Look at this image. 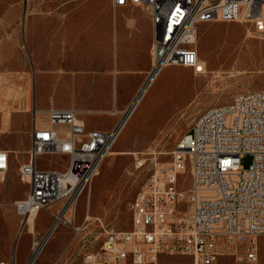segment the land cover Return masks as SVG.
<instances>
[{
  "label": "built area",
  "instance_id": "built-area-1",
  "mask_svg": "<svg viewBox=\"0 0 264 264\" xmlns=\"http://www.w3.org/2000/svg\"><path fill=\"white\" fill-rule=\"evenodd\" d=\"M111 1L114 6H141L149 16L151 68L110 129H88L74 108L55 107L51 101L45 110L33 109L28 160L18 164L28 191L13 203L27 228L29 215L35 217L52 205L61 203L52 212L53 221L74 212L124 122L165 66L205 73L196 49L200 24L240 22L264 33V0H210V7H203V0ZM38 115L45 117L46 125L36 121ZM133 153L135 166L143 167L147 153ZM44 154L66 155V167H38L37 157ZM245 155L251 157L246 167L241 164ZM9 161L8 152L0 149V174ZM181 175L189 184L181 183ZM130 212L128 229L106 230L96 247L90 240L83 242L77 249L80 264H160L163 256H186L191 264H216L223 256L231 257L233 264H264L258 241L264 237V89L236 94L230 102L202 112L178 140L170 160L154 163ZM52 223L39 240H33L25 264H33L41 252L39 246ZM72 227L76 234L84 228ZM0 264L9 263L0 259Z\"/></svg>",
  "mask_w": 264,
  "mask_h": 264
},
{
  "label": "rangeland",
  "instance_id": "rangeland-1",
  "mask_svg": "<svg viewBox=\"0 0 264 264\" xmlns=\"http://www.w3.org/2000/svg\"><path fill=\"white\" fill-rule=\"evenodd\" d=\"M107 1L80 0L78 6L93 16L103 14L112 24L116 18L122 17L125 9L109 10ZM71 4L69 0H0V108L3 102L7 103V99L20 96L21 91L29 88V95L28 92L24 93L29 97V104L25 109L20 104L19 112L33 113L34 108L48 106L53 98L58 106L82 109L79 110L80 115L91 126L116 119L117 116H111L110 110L114 105L118 107L121 102H128L129 98L123 90L129 88L115 85L117 73L112 74L109 84L100 88L101 91L112 92L107 104L93 106V102H97L93 99L100 98L101 94L91 93V99L87 101L85 91L80 87H71L69 80L75 75V66L85 68L87 63L73 61L69 46H66V52L63 51L61 61H42L45 63L42 72L51 74L61 72V63L64 72L58 75L60 81L54 84L52 80L44 88L38 86L39 33L53 35L51 29H39V23L74 20L75 16L70 15L74 11ZM22 22L30 25L29 44H25L21 35ZM57 47L60 52L64 46ZM196 49L200 59L206 62L205 73L194 74L190 68L178 65L165 66L159 72L154 81L156 84L150 85V93L140 101L123 135L118 134L110 149L117 151L116 154L107 155L103 160L99 166L100 174L93 176L78 198L74 212L67 211L54 237L44 242L33 264H80L77 249L83 242L90 240L96 247L106 230L128 229L130 204L136 192L149 177L154 163L161 165L170 160L176 143L196 118L212 106L230 102L236 94L264 89V33L254 32L252 27L240 22H205L198 26ZM96 53L103 58L110 57L113 68H116L117 45L112 31ZM138 57L140 61L146 62L145 54L139 52ZM54 63L57 64L56 68L49 67V64ZM95 71L101 72L102 69ZM50 77L55 79L54 75ZM113 95H122V99L114 100ZM34 96L36 104H31ZM85 107L88 112L84 110ZM3 109L0 110V116H4L5 124L6 108ZM106 113L109 114L108 119L106 115L103 116ZM37 117L40 122L46 120L43 115ZM7 130L10 127L0 126V146L8 142ZM137 151L147 153L146 163L141 168L135 166L133 152ZM67 160L66 155L44 154L37 157V166L64 169ZM250 160L251 157L245 155L241 164L246 167ZM182 179L181 183L189 184L187 176L181 175ZM8 184L10 186L7 189H0V259L9 264H25L33 240H39L44 235L53 221L52 212L61 203L41 209L39 217L30 222L27 228L23 226L13 202H9L19 193L25 194L27 186L18 176L10 182L9 179L5 181L2 187L6 188ZM86 215L88 219L84 220ZM72 224L82 225V232L76 234ZM258 241L260 260L263 262L264 237H259ZM160 264H191V260L186 256H163ZM216 264H233V260L223 256Z\"/></svg>",
  "mask_w": 264,
  "mask_h": 264
},
{
  "label": "crops",
  "instance_id": "crops-1",
  "mask_svg": "<svg viewBox=\"0 0 264 264\" xmlns=\"http://www.w3.org/2000/svg\"><path fill=\"white\" fill-rule=\"evenodd\" d=\"M69 1L72 3V9H74L70 14L71 16H75L74 20L71 19L68 22L50 20L39 23V29H51L53 30V35L51 36L50 33L47 34L44 32L39 33L37 56L39 72L37 74V84L44 88L52 80L54 84L60 81L58 75L64 72L61 63L59 65L61 72H54L51 74L42 72L41 68L45 66V63L42 61H61V55L63 51L66 52V46H69V52L72 55L73 61L87 63L85 68H82L79 64V66H75V75L70 78L69 84L71 87H80L82 91H85L87 101H90L91 93L101 94V97H98L99 99H93L97 100L96 103H91L93 106H100L103 103H108L109 94H112V92L109 90L101 91L100 88L105 84H109L112 74L117 73L115 85L116 87L122 85L129 88L123 90V92L127 94V99L129 98V100L127 103L121 102L118 107L114 105L110 110V114L111 116H117V118L109 120L106 124L95 123L89 126L87 121L79 113V110L82 111V109H78L75 106H58L55 104L53 98L50 99L55 107L74 108L77 111L78 118L84 122L86 128L110 129L117 123L120 116L127 109L131 99L145 80L151 68L150 48L153 38L152 22L144 9L138 5L125 4L114 6L112 1L108 0L107 8L109 10H114L116 8L125 9L122 13V17L116 18L111 24L109 18H106L103 14L100 16H93L90 12L79 7L78 2L80 0ZM21 30V35L25 44H29V23L22 22ZM111 31L117 45L116 68H113L110 57L106 56L103 58L96 53L104 44L105 38L111 34ZM61 45L64 47L59 52L57 46ZM139 52L147 56L146 62L140 61L138 57ZM49 67L56 68L57 64H49ZM95 69H102V71L97 72ZM71 71L73 72L74 70ZM78 71L79 74H76ZM50 75H54L55 79H52ZM33 88H35V78L33 81ZM25 92L29 93V88L21 91L20 96L15 95L12 96L11 99L6 100L9 106V115L6 124H4V116H0V126L10 127V130H7L9 131L7 134L8 142H6V145L0 146V149H4L8 152L10 160L8 169L3 174H0V189L3 190L10 186V184H8L6 188H3L2 186L5 181L9 179L10 182L14 177H19L17 162L19 164L20 162L27 161L28 152L31 148V132L34 126V116L31 112H19L20 104L24 109L25 106L29 104V97L24 95ZM121 97L122 95H113L114 100H121ZM33 99L31 104L35 103V96ZM48 106H39V108L36 109L45 110ZM1 109L3 108H0V110ZM108 109L109 108H107L106 111ZM84 110L86 111V107ZM105 115L108 119L109 114H103V116ZM131 118L132 116L128 118V122ZM36 121L39 122L38 117H36ZM43 123L45 125L47 124L46 121H43ZM21 181L27 186L25 194L19 193L9 202L14 203L15 200H20L25 197L28 191V184L23 180ZM0 200H2L1 197Z\"/></svg>",
  "mask_w": 264,
  "mask_h": 264
},
{
  "label": "bare ground",
  "instance_id": "bare-ground-1",
  "mask_svg": "<svg viewBox=\"0 0 264 264\" xmlns=\"http://www.w3.org/2000/svg\"><path fill=\"white\" fill-rule=\"evenodd\" d=\"M203 7H210V0H203ZM247 36H249V32L247 33ZM203 62H204V65H206V62H205V61H203ZM205 67H206V66H205ZM158 74H159V73H158ZM158 74L155 76V78L153 79V81L151 82V84H152V83L156 84L154 81H155V79L158 77ZM151 84H150V85H151ZM150 85L148 86V88H147L146 92L144 93V95L142 96V98L139 100L138 104L140 103V101H141L142 99H144V98L148 95V93H150ZM28 95H29V93H28ZM4 103H6V102H3V105H5ZM0 104H1V103H0ZM138 104L134 107V109L131 111L130 114H129L130 111H128V112L126 113L125 117H127L128 114H129V116H128V118H129V117L132 115V113L134 112V110L137 109ZM3 105H2V108L4 107ZM6 105H7V103H6ZM6 105H5L6 111H5L4 113H5V117L8 118V115H9L8 107H9V106H8V105L6 106ZM5 108H4V109H5ZM128 118L126 119V121L124 122V124H123V126H122V128H121V130H120V132H119V136H122V135H123V130L127 128ZM6 122H7V121H6ZM6 122H5V124H6ZM116 152H117V151H109L108 156H113L114 154H116ZM99 174H100V172H99V169H98L97 172H96V174H95V176H96V175L98 176ZM91 185H92V184H91ZM39 211H40V210H39ZM39 211L36 213L35 217L33 216V214L29 215L28 218H27V222H28V223H30V222H34L35 219L38 217ZM65 218H66V217H65ZM61 219H62V216H61V215H58V216H57V219L53 222L52 226L50 227L48 233L45 235L46 237H44L43 241L41 242V244H40V246H39L40 248L43 246V244H44V242H46V240H49V238H50L51 236L55 235V233H56V228H57L58 224L60 223ZM53 237H54V236H53Z\"/></svg>",
  "mask_w": 264,
  "mask_h": 264
}]
</instances>
